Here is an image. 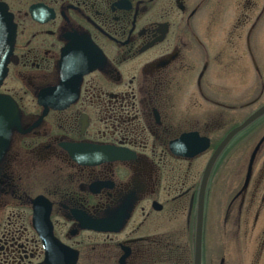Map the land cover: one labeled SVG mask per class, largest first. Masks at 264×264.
<instances>
[{
  "label": "flooded vegetation",
  "instance_id": "1",
  "mask_svg": "<svg viewBox=\"0 0 264 264\" xmlns=\"http://www.w3.org/2000/svg\"><path fill=\"white\" fill-rule=\"evenodd\" d=\"M0 3L16 25L0 93L21 120L0 163V264H264V115L203 185L264 107L227 127L264 99V0ZM246 141L247 162L227 158Z\"/></svg>",
  "mask_w": 264,
  "mask_h": 264
},
{
  "label": "water",
  "instance_id": "2",
  "mask_svg": "<svg viewBox=\"0 0 264 264\" xmlns=\"http://www.w3.org/2000/svg\"><path fill=\"white\" fill-rule=\"evenodd\" d=\"M16 39V25L13 21L12 14L8 11V7L5 4L0 3V88L8 75V64L10 57L14 51ZM264 115V107L253 113L249 118H247L242 124L234 128L224 139V141L217 148L212 158L209 161V164L204 173L203 185L207 181L211 168L214 165V162L220 155V153L225 149L227 144L231 141V139L242 132L246 128H248L252 123H254L257 119ZM21 120H20V110L14 100L7 95H3L0 93V163L3 159L4 154L6 153L9 145L11 135L14 130H20L21 128ZM191 135H185L180 140L175 142L173 145L176 146H187L189 143ZM204 141V142H203ZM198 141L197 146L194 150H175L179 155L184 156H196L209 147V141L203 140ZM264 141V138L261 142ZM261 143L256 147L252 158L251 163L254 162L258 150L260 148ZM95 229L100 231H108L106 226L99 224L98 226H94ZM199 241L200 238H199Z\"/></svg>",
  "mask_w": 264,
  "mask_h": 264
},
{
  "label": "rangeland",
  "instance_id": "3",
  "mask_svg": "<svg viewBox=\"0 0 264 264\" xmlns=\"http://www.w3.org/2000/svg\"><path fill=\"white\" fill-rule=\"evenodd\" d=\"M231 70H234V69L233 68L228 69V72H227L228 79L230 77L233 78V74H235L234 72H232L231 73L232 75H230V72L229 71H231ZM263 103H264V99H263V101H260L258 104H255V105H252V106H249V107H245L244 106L241 109V111H242L241 114L238 113L239 111L234 112V116H232L230 119H227V127L229 128L230 127V124H232V123H240L249 114H251L253 111H255V109L257 107L261 106ZM253 130H254V128H253ZM251 133H252V131L247 133L248 134L247 137H246V134H244L243 137H246L248 139H252ZM257 137H258V135H257ZM254 145H255V141L254 142L253 141H246V142H244L242 144L241 147H239V148H232L229 151L227 158L228 159H231V161H236V162H244L245 161V162H247L249 160L250 156H251V153H252V150H253ZM208 155H210V153ZM208 155L204 158L203 165H205V162L207 160ZM263 157H264V153L261 156V158L263 159ZM228 171L230 172V170H228ZM231 171L233 173V169H231ZM229 172L227 174L228 175H231V173H229ZM217 217H218V215H217Z\"/></svg>",
  "mask_w": 264,
  "mask_h": 264
}]
</instances>
